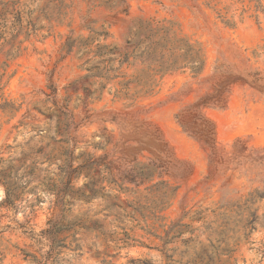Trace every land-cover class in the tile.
I'll return each instance as SVG.
<instances>
[{
    "label": "rangeland",
    "instance_id": "374dc122",
    "mask_svg": "<svg viewBox=\"0 0 264 264\" xmlns=\"http://www.w3.org/2000/svg\"><path fill=\"white\" fill-rule=\"evenodd\" d=\"M103 1L0 0V264H264V0Z\"/></svg>",
    "mask_w": 264,
    "mask_h": 264
},
{
    "label": "trees",
    "instance_id": "16d2710c",
    "mask_svg": "<svg viewBox=\"0 0 264 264\" xmlns=\"http://www.w3.org/2000/svg\"><path fill=\"white\" fill-rule=\"evenodd\" d=\"M16 2H20L21 0H15ZM113 1L115 0H107V1H103L102 3H104L105 5H110ZM144 23L140 22L139 25H137V27H135V32L133 33V39H131L129 41V43H132V40H134V37H137L139 35H141V33L144 32L145 28L143 29ZM174 24H171L170 26H163V27H159V28H152L151 25L149 24L147 26V31L150 34H153L154 36L156 35H160V34H164L166 38L169 37V35L171 33L175 34L174 32ZM89 29L91 30V32L93 33V36H91L89 39H82V38H72L70 37L67 41V43L65 44L64 50L67 51L68 54L74 52V50L77 49L78 53H81L83 50H87L88 53H90V49L89 47L92 46V44L95 42L96 38L104 36L105 38L108 36V33H102L99 31H96L94 29H91L89 27ZM132 35V34H131ZM99 50H103L106 48V46H97ZM184 47L185 49H187V51L190 53V55L192 56V62H198L196 60V56L198 54V52H196L194 46L189 43L188 41H184ZM106 55V53H98L99 57H102ZM128 62V61H127ZM200 63V61H199ZM201 68H199L200 70ZM166 71H169V68L165 69ZM197 70V72L199 71ZM111 71V70H109ZM117 78V77H114ZM71 138L68 136L67 141L70 140ZM68 157V161L66 162L65 165V179H66V187H71V184L74 180V175L78 172V169H80V173H83L85 171L90 172L95 166H101L99 164V162L97 161H88L87 163L85 162V164L81 165L79 168H73V164L71 162V154ZM105 170L108 173L109 177H107L108 180H110V184H115L117 185L122 191H130L127 188H124L123 185L125 184V182H130V183H135L139 186V184H143L146 181H150L153 180L158 174H159V169L158 167H156L155 165L152 164H137L134 167H132L126 174H124L119 180H122V184L119 185V182L115 179L114 176V167L112 165H106L105 166ZM160 185L164 186L163 190L161 191L162 194L165 197L166 203H169V200L171 198L174 197L175 195V190H171L168 185L166 184V182H161L159 183ZM89 189V193H87L86 191L81 193V197H86V198H91L94 197L96 194L101 193L102 191H105V187L101 188V190L97 191L94 189L93 185L92 187H87ZM131 208L134 209L135 213L133 214V219H135V214L136 212H138V208L136 207H132ZM156 210H158L156 208Z\"/></svg>",
    "mask_w": 264,
    "mask_h": 264
}]
</instances>
